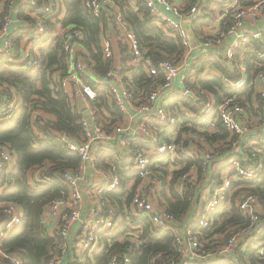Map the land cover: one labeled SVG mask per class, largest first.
Returning a JSON list of instances; mask_svg holds the SVG:
<instances>
[{
	"label": "trees",
	"instance_id": "trees-1",
	"mask_svg": "<svg viewBox=\"0 0 264 264\" xmlns=\"http://www.w3.org/2000/svg\"><path fill=\"white\" fill-rule=\"evenodd\" d=\"M17 1L19 0H0V32L6 18L14 17L12 2ZM35 1L37 6H28L17 12L16 16L36 26V21L29 14L37 12L41 16V10L49 0ZM112 1L127 25L136 34L146 60L155 66L161 61L169 60L175 64L183 61L186 49L181 41L167 35L165 29L156 23L144 6L135 4L134 0ZM183 2L184 12L189 13L198 5L199 0H183ZM63 5L67 13L64 19L58 22L63 27H74L83 36L79 41L81 46L79 55L86 63L87 72L83 74L82 79L97 92L96 99L88 101L89 107L95 123L102 127L109 138L108 141L101 140L93 145L95 169L108 173L109 176L119 177L121 180L120 189L116 193L108 194V198L115 201L117 209L125 218V223L117 234L110 238L111 245L108 244L107 237L103 238L105 245L95 252V261L97 264H109L112 254L117 253L130 254L134 264H151L153 258L157 256L160 257L158 263L168 264L173 261L175 264H183V256L175 245L174 236L168 232H154L147 216L135 220L126 212L131 206L135 189L145 181L141 170H135V157L140 151L150 157L152 165L147 172L153 179L156 178L161 182L160 198L165 202L164 208L173 214L178 222L183 223L192 209L194 199L199 194L198 187L188 186L190 174L196 170L203 176L204 155L188 157L187 152L194 151V146H197L202 152L206 153L212 149L217 156L230 157L231 154L234 155L231 149L233 139L222 124H218L211 132L206 130V127L204 131L196 121L190 123L182 114L179 105L171 102L169 112L178 113V119L182 124L180 123L171 133H167V125L152 123L149 128L158 138L156 145L141 142L138 136L128 135V145L123 148L118 138L113 136L116 127L123 121L124 114L119 112L111 101L110 86H100L90 76L105 78L111 72L117 73L124 82L131 83L132 103L135 107L148 103L150 96L164 84V79L162 76L149 77L143 64L139 67L131 66L127 70L131 55L128 46L122 42L117 43L118 52L116 51L114 57L105 58L103 36L109 33L111 24L115 27L116 19L111 8L104 11L101 17H95L85 8V0H63ZM207 7L209 8L206 6L203 12L205 15L208 13ZM59 15L53 17L58 19ZM54 18L46 19L53 29ZM213 20L211 18L210 22ZM30 32L31 30L22 29L12 36L15 45L13 55L20 52L21 39ZM49 40L50 37H47L37 44L41 47L42 65L39 70L23 71L7 59H2L0 68V146L6 147L16 160L15 167L10 173L3 171L0 178V235L3 233L6 235L5 223L8 219L2 212L7 204H15L24 212L21 224L9 233L7 239L0 241V251L6 255L14 253L23 255L25 264H49L55 249L63 243L61 238L54 239L49 234L48 228L43 224V216L52 202L68 198L69 192L61 176L68 171L78 172L81 167V157L61 142L58 133L80 143L87 138L82 125L83 113L57 83V78H64L69 73L65 37L56 36L48 43ZM254 45L260 49L256 42ZM236 57L238 62L243 59L250 70H256L257 73L250 52L238 51ZM205 64H211L220 70L221 74L230 75L222 62L216 58L211 57L204 62L201 61L198 67L203 68ZM195 87L215 94L220 100L231 95L220 78L212 74L205 80H198ZM14 94L21 97L22 106L11 116L2 114L13 100ZM253 94L252 88L247 89L242 95L241 103L251 105ZM181 102L183 107L190 111H199V107L195 104L187 100ZM248 112L254 113V108L249 107ZM193 135L204 138L208 143H196L192 139ZM173 140L181 144V158L175 161L169 159L157 161L155 156L159 147ZM243 149L248 151L247 147ZM150 153L154 154L149 155ZM235 159L242 160V155L236 154ZM39 170L49 180L41 189L35 188L31 183L33 174ZM207 174L211 179H216L218 176L213 169ZM181 183L183 192L179 190ZM241 185H245V188L237 189ZM244 191L252 193L264 203V171L256 181L239 182L233 184L231 188V193L234 192L237 196ZM236 197H229L223 206L211 213L212 225L200 233V243L211 256L192 261L190 264H264V259L256 250L259 241L264 239V228L260 227L252 232L253 243L246 249L241 248L242 250H238L232 258L218 254L232 237L251 225L250 219L239 210ZM133 224L142 226L140 235L142 243L139 245L132 243L130 237H126L124 241H117L119 236L131 230ZM221 235H225L224 240L219 237ZM0 262H5L4 257L0 256Z\"/></svg>",
	"mask_w": 264,
	"mask_h": 264
},
{
	"label": "built area",
	"instance_id": "built-area-1",
	"mask_svg": "<svg viewBox=\"0 0 264 264\" xmlns=\"http://www.w3.org/2000/svg\"><path fill=\"white\" fill-rule=\"evenodd\" d=\"M201 2L202 0H199L198 5L186 14L182 6L174 3L173 0L135 1V4L145 7L156 23L165 29L167 35L178 38L186 49L185 57L180 64L167 60L161 61L155 66L144 58L136 34L127 25L123 16L113 5L112 0H85V8L93 16L101 17L104 11L111 8V12L116 17L114 31L110 30L103 36L105 58L114 57L117 43L122 42L128 46L131 55L127 70L131 66L139 67L143 64L149 77L162 76L164 79V84L150 96L148 103L136 107V113L139 114L137 117L139 124L134 127L133 123H128V127H124V120L122 125L119 124L116 127L115 136L123 148L128 145V135L138 136L141 142L156 145L158 138L149 128L152 123L167 125V133L175 130L180 124V120L178 113L169 112V105L171 102L177 103L182 110L185 108L182 100H187L199 107L198 112H192L189 119L190 123L196 121L204 131L211 132L217 128L218 124H222L233 139L231 149L234 155L231 154L226 160L228 166H231L232 174L223 177L221 184L210 187L211 195L201 210V216L184 235L178 228V221L175 216L164 208L165 204L163 203L165 202L160 198L161 182L156 178L153 179L147 172L149 166L152 165L150 157L142 151L135 157V170H141L143 177L145 176V181L148 179L150 184L143 187L144 181L135 189L131 206L126 212L135 220L147 216L154 232L163 231L174 236L175 245L183 256V264H190L192 261L211 256L200 243L201 231L212 225L213 219L210 214L228 201L234 183L256 181L264 171V134L250 137L253 128L256 126V121L252 115L254 113L248 112L249 107H253L256 101L257 107L260 106L261 101L264 103V29L257 32L249 29L264 18V0H218V4L224 5V12L216 19L218 30L216 33L213 29L204 31L200 36L199 46L195 47L182 18H196ZM215 2L217 3V0ZM15 4L16 2H12L13 8ZM29 6H37L36 1L31 0ZM57 14H60V17L64 16L54 0L42 8L41 16L36 12V26L32 25L34 32L30 35L29 48L21 49L15 54V57L12 53L15 48L13 37L7 35L4 45L0 47V68L3 63L2 59H7L23 71L39 70L42 65L41 54L39 49L33 48V44L37 48L36 45L40 41L47 37L52 39L53 27L48 25L46 19L54 18L53 16ZM54 19L57 21L56 18ZM11 23L12 17H7L2 29L4 35L9 31ZM60 35L65 37L69 73L64 78H57V83L70 97L73 104L79 100H95L97 92L85 84L82 79L83 74L87 72L86 63L79 55L81 48L79 41L83 39L82 34L72 26H62ZM254 42L260 46V49L255 47ZM219 47H225L221 61L230 75L218 73L215 76L220 78L222 84L231 93L230 96L221 100L215 94L195 87L198 80H205L212 71L209 68H199L198 64L191 60L192 53L196 50L209 51ZM242 50L250 52L253 57L252 64L258 70L257 73L256 70L251 71L243 59L240 62L237 61L236 54ZM97 81L100 86H110L111 101L119 112L128 117L131 109H134L131 83L124 82L123 78L113 72ZM250 88L254 90L253 103L251 105L241 103L242 95ZM19 107L20 105L12 100L2 114L11 116ZM90 115V118H84L82 122L87 138L81 143L58 133L61 142L72 152L79 154L81 167L78 172L68 171L61 176L69 192L68 198L52 202L44 212V226L48 228L50 221H52L54 227L51 230V236L54 239L61 238L63 240L62 245L53 252L49 264H61L69 248H72L78 257L77 264H97L94 254L105 245L103 238L107 237L108 244L111 245L112 240L110 238L116 235L125 223V218L117 209L115 201L108 198V194L116 193L120 189L121 180L119 177L111 175L101 181L104 185L91 190L90 195H92L93 201L85 199L80 188L81 182L85 180L87 169L90 167L96 170L94 143L109 139L102 127L95 123L92 113ZM192 139L196 143H208L204 138H198L195 135L192 136ZM180 145L176 140L164 143L159 147L155 156L157 161L180 159ZM244 147H247L248 151H244ZM194 149L198 151L197 154L192 155L188 151L186 155L190 157L204 155V175L212 169L215 171L219 165H222L217 162V153L214 150L211 149L205 153L197 146H194ZM238 153L242 155V160L235 159V155ZM15 164L16 160L13 154L6 147L0 146V178L3 171L9 174ZM41 173L39 170L32 176L31 183L37 189H41L49 181ZM190 182L191 179L188 181V186ZM236 203L243 215L250 219L251 225L248 229L232 237L227 245L218 251V254L223 257L232 258L241 248L246 249L253 240L252 232L259 228L264 221V203L257 196L244 191L239 195ZM2 214L8 221L5 223L6 235L4 233L0 235V241L7 239L9 233L21 224L24 212L15 204H7ZM141 228V225L133 224L131 230L119 236L117 241H124L126 237H130L132 243L141 244ZM256 250L259 256L264 259V245L259 244ZM0 255L5 259V262H0V264H25V257L19 253L6 255L0 251ZM159 259V256L153 258L151 264H166L164 262L158 263ZM109 264H134V262L130 254L114 253L110 257ZM168 264H175V262L170 261Z\"/></svg>",
	"mask_w": 264,
	"mask_h": 264
},
{
	"label": "crops",
	"instance_id": "crops-1",
	"mask_svg": "<svg viewBox=\"0 0 264 264\" xmlns=\"http://www.w3.org/2000/svg\"><path fill=\"white\" fill-rule=\"evenodd\" d=\"M19 1H22V4L18 5L19 8H16L15 7L16 4H15V6L13 8L14 9V17L11 16L12 17V23L10 25L9 31L6 33V35H4L2 31L0 32V47L4 45V41H5L6 37H7V35L13 36L16 33L20 32L22 29H24V30H27V31L31 30V32L27 33L25 36L22 37V39H21V49H28L29 48V44H30V40L29 39H30V35L32 33V23L25 22L21 18H18L16 16V13L21 11L22 9L27 8L29 6V2L31 0H19ZM19 1H17V2H19ZM50 1L51 0H49V2ZM54 1L57 3L59 10L61 11V13L64 14V16H61V17L59 16L60 18L58 17L57 21L53 19L54 29H53V37L52 38H54L56 36H59V34L61 32V29H62V25L58 22V20L64 19V17L66 16V13H67V11H66V9H65V7L63 5V0H54ZM135 1L136 0H134V3H135ZM173 2L176 3L179 6H182L183 11H184V2H183V0H173ZM202 3H205V7L202 10L201 17L197 16L196 18L195 17L194 18H189V17L182 18V21L185 24L186 28H188V26L191 25L192 35L193 36L191 35L189 37H190V39H191V41H192V43H193V45L195 47H197L196 43L200 44V41H201L200 36H201V34L204 31L207 32V31H210V30L213 29L214 33L217 32L218 24L216 22V19H217L218 16H220L224 12V5L217 4L215 2V0H202L201 4ZM201 4H200V6H201ZM206 6H209V8L207 7V9H206V11L208 12V13H206L207 16L203 13L204 9L206 8ZM217 7H221L220 11L218 13L215 10ZM186 14H188V13H186ZM29 16L31 18H33L34 20H36V18H37L36 12L35 13L34 12H30ZM202 17H203V22L200 21ZM211 18L214 19L213 22H210ZM208 29H210V30H208ZM249 29H250V31H256V32L264 29V18L258 24H256L255 26L249 27ZM36 47L37 48H35V44H33V48L34 49H39L40 50V48H41L38 45H36ZM219 48L218 49L209 50V51L196 50V51H194L192 53L191 60L193 62H195L196 64H198L201 61L204 62L206 59H209L211 57L216 58V59L221 61V57L223 55L225 47H222L220 49ZM13 56L15 57V55H13ZM204 68L211 69V71H212L211 74H213V75H217L218 73L219 74L221 73L220 70L216 69L214 66H211V64L210 65L205 64V67H203V69ZM91 76H92L91 78L96 83L98 82L97 80L101 79V78L96 77L95 75H91ZM13 100H15L16 103H18L20 105V107L22 106V99H21L20 96L14 94L13 95ZM253 101H254V99H253ZM74 105H76L77 108L79 110H81V112L83 113L84 118H90V116H91L90 113H92V112L90 110L88 101L79 100ZM253 108L255 109V111H254V114H252V115L255 118V121H256L255 125L256 126L253 128V131H252L250 137H257L260 134H264V103L261 101L260 106L257 107V101H256L254 106H253ZM181 111H182V114L185 116V118L189 121L190 116L192 115L193 111L192 110L190 111L187 108H183ZM136 112H137L136 111V107L134 106V109L133 108L131 109L130 115L128 117H126L124 115V118H123V121L125 120V123L123 124L124 127H128L127 126L128 123H133L135 125L134 127H136V125L139 124L138 123V119H137L139 114H137ZM180 123L182 124L181 121H180ZM113 137H116V136L114 135ZM104 141H108V140H104ZM189 152L192 155L198 153V151L195 150V149H194V151H189ZM225 156H227V155H225ZM225 156H223V155L222 156H217V162L221 163L222 165H219L216 168L215 171L213 170L215 172V175H217V173L220 171V169H223V168L225 170H227L225 176L232 174V170L229 169L228 163H226V160L228 159L229 156H227V157H225ZM188 157H190V156H188ZM36 173H34L33 176ZM92 173H94V174L92 175ZM192 173H197V171L193 170ZM218 176H216V179H213V178L211 179L209 177V174H205V175L203 174V177H200V185H202V184L203 185L198 187L199 188V194L193 201L192 209L188 213V215H186L183 223L182 222H178V228L183 233V235L186 233V231L188 229H190L192 227L194 215L196 213H198L199 211H201L203 209L205 203L209 200V197L211 195V192L209 191L210 187H212L213 185L221 184L223 178L221 177V173L220 172L218 173ZM85 178H86V182L89 185H92V184H94L96 182L99 183L101 181L100 178H99V173L97 171L93 170L90 167L87 169ZM234 184H236V183H234ZM87 188H89V187H87ZM179 190L183 192V184L182 183L179 185ZM86 211H87V209H86ZM53 227H54V223L52 221H50V223L48 225V230H49V234L50 235H51V230H52ZM260 228L261 229L264 228V221L261 223ZM78 261H79V259L76 256L74 250L72 248H69V250L67 251L66 255L62 259V263L61 264H77Z\"/></svg>",
	"mask_w": 264,
	"mask_h": 264
},
{
	"label": "rangeland",
	"instance_id": "rangeland-1",
	"mask_svg": "<svg viewBox=\"0 0 264 264\" xmlns=\"http://www.w3.org/2000/svg\"><path fill=\"white\" fill-rule=\"evenodd\" d=\"M219 2H218V0H217V4H218ZM220 8L221 7H217L215 10H216V12L218 13L219 11H220ZM209 19V18H208ZM201 22H203V21H201ZM116 51H117V47H116ZM118 52V51H117ZM252 113V112H251ZM121 124H123V121H121L120 122ZM154 153H150L149 155H153ZM226 163H228V162H226ZM229 167V169H231V166H228ZM224 169V168H223ZM223 169H220V173H221V177L223 178L224 176H225V174H226V172H227V170H223ZM95 171H97V170H95ZM98 173H99V178H100V180L101 181H104V179H105V177L107 178H109V175H108V173H105V172H103V171H97ZM218 172V173H219ZM218 173H217V175H218ZM94 173H92V175H93ZM204 174V173H203ZM191 176V182H190V184H189V187H191V188H193L195 185L197 186V187H200V186H202V185H200V179H199V176H201V177H203L200 173H192V175H190ZM97 177V176H96ZM99 182V183H94V184H92V185H89L87 182H86V178H85V181H82L81 182V190H82V192L84 193V198L85 199H88L89 201H93V197H92V195H90V192H91V190H94V189H96L97 187H100V186H102V185H104V183L103 182ZM150 184V181L147 179L145 182H144V184H143V187H146V186H148ZM130 185H132V183L130 184ZM152 186H154V185H152ZM151 186V187H152ZM87 187H89V188H87ZM160 187H161V185H160ZM243 188H245V185H241V186H239V187H237V189H243ZM145 192H147V191H145ZM240 195V194H239ZM239 195L237 196V194L236 193H234V192H230V198L233 196L234 198L236 197V201L238 200V197H239ZM164 201V200H163ZM229 202H230V199H229ZM201 214H202V212L201 211H199L198 213H196L195 215H194V217H193V224H194V222H196V220L198 219V217H200L201 216ZM222 240H224V238H225V235H221V236H219ZM253 239V238H252ZM260 242V245H264V239L263 240H261V241H259ZM251 243H253V240L250 242V244ZM246 244H247V242H246ZM243 245H245V244H243ZM259 246V245H258ZM255 247V246H254ZM1 256V255H0Z\"/></svg>",
	"mask_w": 264,
	"mask_h": 264
},
{
	"label": "water",
	"instance_id": "water-1",
	"mask_svg": "<svg viewBox=\"0 0 264 264\" xmlns=\"http://www.w3.org/2000/svg\"><path fill=\"white\" fill-rule=\"evenodd\" d=\"M19 4H22V1L17 2L15 7H16V8H19V6H18ZM204 7H205V3H202L201 6H200L199 14H198L199 17H201V15H202V10H203ZM110 30H111V31H114V26H113L112 24L110 25ZM187 30H188V34H189V36H191V35H192V28H191V25L188 26ZM192 36H193V35H192ZM191 38H192V37H191ZM194 39H195V38H194ZM196 46L198 47V46H199V43H196Z\"/></svg>",
	"mask_w": 264,
	"mask_h": 264
}]
</instances>
